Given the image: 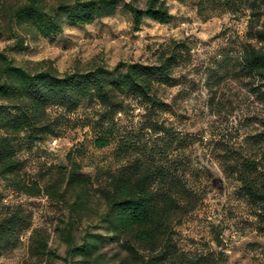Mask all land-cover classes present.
Segmentation results:
<instances>
[{"label": "trees", "instance_id": "obj_1", "mask_svg": "<svg viewBox=\"0 0 264 264\" xmlns=\"http://www.w3.org/2000/svg\"><path fill=\"white\" fill-rule=\"evenodd\" d=\"M195 4L205 19L248 12L246 41L236 61L264 105V0H196ZM118 5L119 0L53 4L0 0V38H13L9 47L21 51L26 35L53 37L66 23H92L115 13ZM125 7L137 25L144 17L160 23L174 17L165 0H146L143 8L133 3ZM188 49L184 42H174L155 62L119 61L112 67L95 65L69 72H60L45 59L24 66L0 50V178L8 181L7 188L29 196L45 194L61 204L57 229L67 243L68 256L81 254L92 264H101L98 247L104 235L88 228L79 242L75 235L83 220L94 214L129 254V264H213L209 254L181 248L176 231L206 195V185L199 182L204 166L188 152L197 136L160 118L171 104L159 96V88L174 83V68ZM133 100L144 112L136 122H123L133 110ZM79 109L88 111L81 125L93 132L90 144L107 151L101 159L93 158L94 173L82 171L86 145L81 144L67 155V165L50 164L43 174L26 178L22 151L61 136L67 125L78 126L82 120L76 122L70 114ZM253 139L259 143L264 134ZM214 147L212 157L255 207L257 227L264 232V151L225 140ZM31 224V214L21 204L5 206L0 196V256L18 246ZM28 248L36 257L54 253L43 227L33 228Z\"/></svg>", "mask_w": 264, "mask_h": 264}, {"label": "rangeland", "instance_id": "obj_2", "mask_svg": "<svg viewBox=\"0 0 264 264\" xmlns=\"http://www.w3.org/2000/svg\"><path fill=\"white\" fill-rule=\"evenodd\" d=\"M46 1L53 4L58 0ZM145 2L119 0L115 13L85 25L66 23L63 31L53 37L26 35V48L21 51L9 47L13 38L2 37L0 50L24 66L31 67L45 59L60 72H69L95 65L112 67L119 61L155 62L170 44L184 42L189 49L174 68V83L163 85L158 91L171 104V109L161 112L160 118L197 136L188 152L196 157L198 165L204 166L199 182L206 185V195L200 206L176 226L179 244L188 252L209 254L213 264H264V232L257 227L255 207L211 155L216 143L223 140L248 148L260 146L264 151V139L259 143L253 139L264 134V105L236 61L246 41L248 12L223 13L205 19L198 13L196 0H165L173 19L160 23L144 17L137 25L125 4L143 8ZM132 107L123 122H136L144 112L137 100L132 101ZM87 112L79 109L70 114L76 122L82 120L78 126L67 125L61 136L48 137L22 151L26 178L43 174L50 164L67 165V155L81 144L86 145L82 171L94 173L93 158L101 159L107 151L96 150L90 144L93 132L89 126L81 125ZM7 183L0 178L3 204H21L31 214L32 224L23 231L18 246L3 251L0 264H92L81 254L67 255V243L57 229L63 216L60 203L45 194L29 196L7 188ZM35 227L47 230L52 255L36 257L30 253L29 236ZM86 228L104 235L98 247L103 253L101 264H129V254L94 214L86 217L76 230L77 242Z\"/></svg>", "mask_w": 264, "mask_h": 264}]
</instances>
